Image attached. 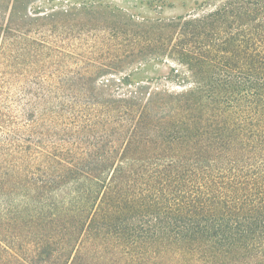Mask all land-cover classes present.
<instances>
[{
	"label": "trees",
	"instance_id": "obj_1",
	"mask_svg": "<svg viewBox=\"0 0 264 264\" xmlns=\"http://www.w3.org/2000/svg\"><path fill=\"white\" fill-rule=\"evenodd\" d=\"M0 264H264V0H0Z\"/></svg>",
	"mask_w": 264,
	"mask_h": 264
},
{
	"label": "rangeland",
	"instance_id": "obj_2",
	"mask_svg": "<svg viewBox=\"0 0 264 264\" xmlns=\"http://www.w3.org/2000/svg\"><path fill=\"white\" fill-rule=\"evenodd\" d=\"M116 5L137 19H151L157 17H176L194 11L202 2L209 1L210 6L219 0H102ZM209 8V7H208ZM171 62L160 58H148L133 66L131 80L149 82L152 85L161 83L169 88L174 84L164 79L168 75ZM178 90V89H177Z\"/></svg>",
	"mask_w": 264,
	"mask_h": 264
}]
</instances>
